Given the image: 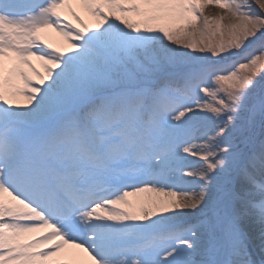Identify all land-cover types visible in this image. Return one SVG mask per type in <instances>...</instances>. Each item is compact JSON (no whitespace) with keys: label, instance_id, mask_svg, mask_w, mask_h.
Instances as JSON below:
<instances>
[{"label":"snow or ice","instance_id":"obj_1","mask_svg":"<svg viewBox=\"0 0 264 264\" xmlns=\"http://www.w3.org/2000/svg\"><path fill=\"white\" fill-rule=\"evenodd\" d=\"M0 264H264V0H0Z\"/></svg>","mask_w":264,"mask_h":264},{"label":"rangeland","instance_id":"obj_2","mask_svg":"<svg viewBox=\"0 0 264 264\" xmlns=\"http://www.w3.org/2000/svg\"><path fill=\"white\" fill-rule=\"evenodd\" d=\"M210 7H212V8H216V7H214V6H210ZM208 9L209 8H207L206 9V12H208ZM220 11V9H218V8H216L213 12H211V13H216V12H219ZM83 17L85 18V20L87 21V22H91L92 21V17H90L89 15H88V13L83 9ZM73 23H75V21H73ZM47 36H48V39L52 42V43H54L55 45H58V46H62V44L64 43V41H63V38L62 37H60L59 36V34L57 33V32H55L54 30H47ZM64 46V45H63ZM33 62L36 64V66H37V68H41V65H40V62L39 61H36L35 59H33ZM42 70V69H41ZM129 199L130 200H132V197H129ZM146 199H148L147 198V196H143V200H146ZM134 203H136V202H139V201H137V198L136 199H133L132 200Z\"/></svg>","mask_w":264,"mask_h":264},{"label":"bare ground","instance_id":"obj_3","mask_svg":"<svg viewBox=\"0 0 264 264\" xmlns=\"http://www.w3.org/2000/svg\"><path fill=\"white\" fill-rule=\"evenodd\" d=\"M73 7H75V10H76L78 13H80L81 15L84 14V13H83V8H82V7L77 6V5H73ZM215 9H216V8L209 7L208 12L211 13V12H213ZM69 18H71V17H69ZM63 45H64V43L62 44V46H63ZM144 195L147 196V198H150V197H153L155 194H153V193H140V194H138L137 196H132V200L137 198V201H141V200H143V196H144ZM76 251L79 253V255H80V257H81L82 259H84V260H86V261H89V260L91 259V258L88 256L87 253L83 252V250H76Z\"/></svg>","mask_w":264,"mask_h":264}]
</instances>
